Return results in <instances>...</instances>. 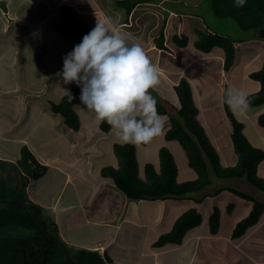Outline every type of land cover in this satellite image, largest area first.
<instances>
[{
    "label": "rangeland",
    "instance_id": "1",
    "mask_svg": "<svg viewBox=\"0 0 264 264\" xmlns=\"http://www.w3.org/2000/svg\"><path fill=\"white\" fill-rule=\"evenodd\" d=\"M3 1L5 0H0V3ZM94 1L97 7L92 10V8L94 7ZM94 1L8 0L5 1V3H2V7H0V23L6 20L9 21V19H11L8 15L9 10L11 13L15 11L16 15L20 18L24 25L22 28L11 32V35L14 37V39L10 41L9 44L17 40L18 38L22 39V35L25 34L24 38L26 39H22L23 41H21V45L29 46L30 43L33 42V40H36L39 44L42 42L44 43L43 46H41L43 47V50L46 49V44L49 47L55 46L59 51H62V49L64 48L63 51H65L66 43L64 41L74 38L71 37L72 35L63 34L56 31V25L58 22L57 13L52 14V16L48 17L46 20L43 18L44 15L46 17V14H50L51 11L54 10V8H59L60 4L70 2L75 6L76 9L80 8L83 14L88 15L83 19L86 22L93 24L94 26L96 24L97 18H111L114 24H116L119 28L123 26L121 29L133 36L135 38V41L144 47L146 52L152 58V62L159 68L160 84L157 86L154 92H156L158 96L162 100H164V103L169 107V113L165 115L159 113L167 118L165 132L167 127L170 126L171 117L178 114V109L180 107V100L175 89V84L179 82L181 77L186 76L192 83L194 97L201 111L198 115V119L206 128V131L207 133H209L214 144H216L221 163L226 166L233 165L234 162L237 161V155L234 151V147L231 146L233 143L232 135L230 134L232 131V125L229 117L227 116L224 106V92L229 86L243 88L249 94L260 90L261 82L257 79L252 78L250 74L260 69L264 63V37L260 34H256L254 29H243L233 18H221L216 16L211 8L210 0H205L204 3L202 0H163L161 3H156V1L160 0H150L151 2L149 3L143 2L138 5L129 16L127 23H123V21L126 20L125 9L123 7H119L116 4V0ZM33 4L35 6H33ZM42 4H44L43 7L40 6ZM48 4H50V6ZM9 6L10 8L8 9ZM85 7L91 10H85ZM166 16L167 21L165 35L167 36L166 45L169 46V50L157 48L155 41L159 36V33L163 26L164 17ZM79 18L81 19V17ZM8 24L9 23L7 22L5 27H7ZM199 29L207 32L212 31L215 33L230 34L238 40L236 42L234 64L229 71L224 69V49L215 47L210 52H204L196 47L195 41L199 37L197 33V30ZM0 30H2V28H0ZM175 33H179L180 36H183L182 34L184 33L187 34L189 36V43L186 46H177L172 41V37ZM4 37L5 35L0 33V41H5ZM53 37L55 41L52 44L50 43V41ZM29 38H33L31 39L32 41ZM66 46L70 47L69 44H67ZM46 53L50 55V58L55 59L53 64H58L63 60L64 54H60L57 52L56 56V54L51 52L46 51ZM12 57V52H10L7 58L11 59ZM15 57L18 58V60L22 59V61L25 62V58H23L22 55H15ZM45 57H47V55H45ZM27 59L28 57L26 58V60ZM42 65L46 69H48V67L50 66V64L45 60L43 61ZM59 70L62 73V69ZM25 73H27L28 75V79L24 81L26 85L28 84V86L25 87V92L27 94H31L34 90L36 94H39V91L34 89L36 85H32L31 83H39L40 81L37 80L36 76L41 75L38 71L34 70L33 65H31L28 60L25 62L23 74ZM61 73L60 78L51 83L52 87L55 88L53 92L54 97L58 100H60L65 94V89L70 90L71 87V84L65 85L63 83ZM14 84V79H12L11 82L6 81L5 85L9 87V90L6 93H4L6 91L4 88L0 91V96H2L1 94L4 93L3 95L6 98L3 96L2 97L7 102L6 109L0 108V128L5 129L6 132H10V130H7L9 125L11 124V121L8 119V117H10L9 115L16 117V113L14 111L16 102L12 99H19V96H13L15 87H10H12V85ZM58 92L61 93L58 94ZM52 100L58 101L55 99ZM2 105L3 104L0 101V106ZM29 105L30 103H28V106L23 105L24 107L23 109H21V113H23L24 115L27 112L29 113L31 111ZM36 105L40 104L36 102ZM18 108H20V105L18 106ZM42 111V115L45 114V111H48V117L43 121H36L34 123L33 129H35V132L39 130L36 136L40 135V137H44L43 140H47L49 142L56 141L57 144H60V142L63 140L61 139L62 130L58 131L57 136H59V138L57 136H52V131L55 127L62 126L61 120L59 121L54 112L51 111L50 103L48 110L46 108L45 110L44 108H42ZM78 113L80 116V128L79 130H76V132L80 131V134L82 135L84 140L86 139V135L90 131L101 130L99 125L95 121L94 112H91L88 109L82 107H78ZM262 113H264V105H251V109L246 114H244L243 116L236 115V117L244 123V133L246 134L250 142L257 147H261L264 149V126L259 122V116ZM33 121L35 120H33L32 118H29L28 120L25 119L21 129L19 127L10 129L13 133H17V131H20L21 134L24 135L23 133L26 130L27 125L30 131ZM108 133L110 135H105L107 133L100 131V134H104L101 135L104 137L102 139L103 144L100 150L105 148L107 150L108 148H110L109 144L113 140L115 143H123V141L118 138L115 129L112 128V131H109ZM59 139L61 140L59 141ZM84 140L79 139V141H81L83 144ZM69 141L71 142V140ZM164 145L169 146L170 150H172L175 154L179 168L178 180L180 182H184L196 178L197 172L189 165L188 156L184 147L175 139H167L165 134L163 136L154 138L150 143L137 145V159L139 163L140 176H144V168L147 162L155 163L157 167H160V148ZM22 147L23 145L19 147V152L15 154L17 157L16 161L20 160L22 156ZM77 149H79V146L77 147ZM83 149H93L94 152L99 153L98 147L95 148L92 145H86L82 148V150ZM110 154L113 155L109 157L108 155H106V158L98 156L96 158V162L94 163L87 162L89 161V158L85 156L87 155V152L85 153L83 159H80L82 164L84 163V166L82 168H91V172L93 174L96 171V166L100 165L101 175L97 176L99 180H97V182L95 183L96 190H99L97 186L100 183L103 184L102 179L108 180L109 182H111L112 186L117 187L110 177L102 175V168L106 165L110 164L114 167H119L118 157L115 155V153L110 152ZM62 156L68 161L76 159L77 157L75 154V150L70 149L64 151ZM3 164V167L6 170L11 169V174L8 175L11 180H7L6 177L5 180L0 181V188L2 187V185H4V187L6 188V194L8 196H12L16 192L15 188L18 187L17 184H19L20 182L21 174L19 173V169L16 170L17 167L8 166V163L5 161L3 162ZM209 166L210 178L212 181L211 186L213 187L208 188L209 185L206 186L205 188H207L206 190L208 192H212L213 189L219 186L235 187L242 191L251 193L256 197V199L264 201V191L250 183L246 177L220 178L216 176L211 164H209ZM92 173H90L91 176H93ZM258 175L264 178V159L258 165ZM198 192H193V196L197 197L196 194ZM203 194H205V192L200 194L198 193V197L202 198ZM186 196L191 195L187 194ZM135 203H139V201H137V199L131 198L130 206ZM140 203L141 206L136 204L135 206L130 207V209L128 210H143L145 212L143 214L144 216L148 212L152 214L153 218L154 214H158L160 213V210H162L163 216L160 222L161 224L151 226L149 228L150 231L146 234L147 240L145 248L147 250H149L151 247L149 245V238L157 235L156 233H159L160 236L161 234L168 232L172 228L177 218L191 207H195L198 209V211L201 212L202 222L197 227L190 229L186 233L187 235L185 234L184 238L188 236V234H190L189 232L192 230L198 231L200 233L205 232L206 234L207 231H210V215L213 212L214 207H219L221 211V224L219 232L211 237L209 245L205 248V250H203L201 245L198 249L199 255L203 254L207 259V262L209 260V262H211L212 264L215 259H220V257L213 252L214 249L220 248L226 239L227 241L231 239V233H233L234 227L236 226L237 222L247 216L252 208L251 201L236 195L229 189H224L214 196H208L201 203H198V198H196L195 201L192 196L186 197L184 199H142ZM230 204H232L231 207H229ZM2 205L3 203H0V208ZM147 217L149 218L150 216ZM1 229L2 233L7 232L6 234H23L28 232L27 229L18 226H4ZM143 231L144 229L140 227L137 231H132L131 233V241L136 243V246L142 245ZM249 232L254 234L252 236L254 240L257 239L258 241H262L260 242V245L261 248L264 249V212L259 222L251 227L247 234ZM205 240V242L208 241L207 239ZM214 246H216V248H214ZM247 249L248 248H246L245 250ZM249 249L253 253V247H249ZM257 252L261 259L264 258V253L259 251V249ZM125 254L126 257L131 258V252ZM237 254V251L230 252L231 256H235ZM132 259L133 258L129 260ZM151 259L152 257L149 259V261ZM219 263L217 262L215 264Z\"/></svg>",
    "mask_w": 264,
    "mask_h": 264
},
{
    "label": "trees",
    "instance_id": "2",
    "mask_svg": "<svg viewBox=\"0 0 264 264\" xmlns=\"http://www.w3.org/2000/svg\"><path fill=\"white\" fill-rule=\"evenodd\" d=\"M146 0H116V4L125 9L127 22L132 11ZM203 3L205 0H202ZM213 13L221 18H233L243 29L259 30L264 27V0H246L243 7H236L235 0H210ZM209 4V3H208ZM43 7L42 5H40ZM86 8V7H85ZM96 6L92 8L95 9ZM89 9V8H86ZM91 10V9H90ZM58 22L56 29L59 33L72 35L74 38L73 48L82 41L85 34L95 26L80 19L79 12L70 2L60 4L58 10ZM167 16L156 45L159 49L169 50L166 43ZM198 39L195 41L197 48L204 52H210L215 47L225 51L224 69L229 71L234 64L236 54L235 37L230 34L215 33L212 31L197 30ZM175 33L172 41L179 47L189 43L187 34ZM241 41V40H239ZM72 48V50H73ZM251 77L261 82L259 91L250 93L251 105H264V63L262 67L252 72ZM175 89L180 100L178 114L171 117L170 126L167 127L165 136L167 139L177 140L185 149L189 165L197 172V177L184 182L178 180V163L175 154L169 146L160 148V167L155 163L147 162L144 168V176H140L137 159V145L131 143L116 142L113 151L119 160V167L106 165L102 168V174L110 177L115 185L132 199H181L187 194L203 190L211 184L210 166L220 178L246 177L250 183L264 191V178L258 175V165L264 159V149L253 145L244 133V123L225 103L224 106L232 125V139L237 161L233 165H223L216 144H214L206 128L198 119L200 108L196 103L193 87L188 77L183 76ZM73 100L70 102L66 93L58 101L50 100L51 109L63 116L65 123L73 130L80 128V116L78 107L86 108L80 103L81 88L75 82L71 83L70 90ZM152 91V90H150ZM225 93V92H224ZM157 100V109L161 114L169 113V107L158 94L152 91ZM259 122L264 126V113L260 114ZM103 132H109L112 128L106 123L99 124ZM0 159V163H1ZM21 174L19 185L12 196H8L5 187L0 188V200L18 198L30 205L28 207L20 202H4L0 208V264H74L66 255L59 241L64 243L73 260L79 264H111L112 259L107 254H102L98 249L83 246H75L67 243L60 234L58 224L50 217L46 210L38 203L28 198L26 187L31 178H39L48 168L35 157L27 145L22 147V156L17 163L13 164ZM16 169V168H15ZM229 189L236 195L252 202V208L247 216L237 222L232 236L242 237L247 231L256 225L263 212L264 201L256 199L251 193L235 187L219 188L214 194ZM2 203V202H0ZM232 204L229 205L231 207ZM36 216L41 218L47 225L50 236L40 225ZM221 211L214 207L210 215V230L218 232L220 228ZM202 222V214L197 208L191 207L183 212L174 222L172 228L159 236L155 245L163 246L168 243H181L185 234L193 227ZM18 226L27 229L23 234L2 233V227Z\"/></svg>",
    "mask_w": 264,
    "mask_h": 264
},
{
    "label": "crops",
    "instance_id": "3",
    "mask_svg": "<svg viewBox=\"0 0 264 264\" xmlns=\"http://www.w3.org/2000/svg\"><path fill=\"white\" fill-rule=\"evenodd\" d=\"M5 1L0 3V7H2V3H5ZM162 1L163 0L156 1V3H161ZM43 5L44 4H42V6ZM48 5L50 6V4ZM94 5L97 7L95 1ZM33 6L35 5L33 4ZM9 8L10 6L8 9ZM57 9L54 8L50 14H46V17L44 15L43 18L46 20L48 17H51L52 14L57 12ZM77 10L81 12L80 8H77ZM85 10L90 9L85 8ZM8 15L11 19L0 23V28H2L0 33L5 35V41H0V91L4 88L6 90L4 93H6L9 90V87L5 85L6 81L11 82L12 79H14L15 84L10 88L15 87L13 96H19V99H12L16 102V107L14 109L16 117L12 115L8 117L11 124L7 130H10V132H6L5 129L0 128V159L2 160L0 163V181L5 180L6 177L7 180H11V178L8 177V175L11 174V169L6 170L3 167V162H7L8 166H13V164L17 162L15 154L19 152V147L21 145H27L38 161L48 166L47 170L42 174L43 176L41 175L42 177L40 176L37 179L31 178L26 187L28 198L40 204L46 210L50 217L58 224L60 234L67 243L75 246L98 249L102 254H107L112 259L111 264H212L209 260L207 262L203 254L199 255L198 249L201 245L203 250H205L209 245L211 237L216 235L219 230L216 233H212L210 230L209 232L207 231L206 234L205 232L200 233L192 230L181 243H168L163 246L155 245V241L159 238V233H156L157 235L149 238V245L151 247L147 250L145 248L147 240L146 234L150 231L149 228L151 226L161 224L160 222L163 217L162 210H160V213L154 214V218L152 214L148 212L144 216L143 214L145 212L143 210H128L136 204L141 206L140 202L142 199H137L139 203L130 206L131 198L119 188L117 189V187L112 186L111 182L105 179H102L103 184L100 183L97 186L99 190L95 189V183L99 180L97 176L101 175L100 165L96 166V171L93 174L91 168H82L84 163L82 164L80 159H83L86 152L87 155L85 156L89 158V161H87L89 163L96 162L98 156L106 158V155H108V157L113 155L110 154V152L114 153V140L109 144L110 148L107 150L106 148L100 150L104 137L101 136L104 134H100L102 130L90 131L84 140L80 131L76 132V130L71 129L66 125L62 115L54 112L57 119H59V121L61 120L62 126L55 127L52 131V136H57L58 131L62 130L61 139L63 140L60 144H57L56 141L49 142L43 140L44 137H40V135L36 136L39 130L35 132V129H33L34 123L36 121H43L48 117V111H45V114L42 115V108L48 110L50 100H58L54 97L53 92L55 88L52 87L51 83L60 78L61 71L59 69H63L64 62L62 60L58 64H53L55 59L50 58V55H48L46 51L54 54L57 52L64 54V58L67 53L72 51L74 39H67L64 41L66 43L65 51H63L64 48L62 51H59L55 46L49 47L46 44V49L43 50L41 46H43L44 43L42 42L39 44L36 40H33L29 46L21 45V41L26 39L24 38L25 34L22 35L23 40L18 38L9 44L10 41L14 39L11 32L22 28L24 23H22L15 11L11 13L9 10ZM85 16L88 15L83 14V12L80 15L81 19ZM7 22L9 24L5 27ZM56 31L59 32L57 29ZM255 33L258 34L257 31H255ZM29 39L31 40L33 38ZM54 41L55 39L53 37L50 43L53 44ZM67 44H69L70 47L66 46ZM10 52H12L13 57L8 59L7 56ZM15 55H22L23 58H25V62L28 60V62L33 65L34 70L40 73L41 76H36L37 80L40 82L31 83L32 85H36L34 89L38 90L39 94H36L34 90L31 94L25 92V87L28 86V84L26 85V83H24V81L28 79L27 73L23 74L25 62L22 61V59L18 60ZM45 55H47V57H45ZM27 57L28 59L26 60ZM44 60L50 64L48 69L44 68L42 65ZM59 93L61 92H58V94ZM3 94L1 95L5 97ZM2 96H0V101L3 105L0 106V108L6 109L7 102ZM36 102L40 105H36ZM28 103H30L29 108L31 111L24 115L21 113V109H23L25 105L28 106ZM19 105L20 108H18ZM29 118L35 120L33 121L30 131L28 125L23 133L24 135H22L20 131H17V133L11 131L10 128L15 129L19 127L21 129L24 120H28ZM105 133H107L105 135H110L108 132ZM57 137L59 138V136ZM61 139H59V141ZM79 139L84 140V144L79 141ZM69 140H71V142ZM86 145H92L95 148L98 147L99 153L94 152L93 149L82 150ZM78 146L79 149H77ZM231 146H233V143ZM67 149L75 150V154L78 158L76 157V159L70 161L64 159L62 155ZM90 173H92L93 176H91ZM209 187L213 186L210 184L208 188ZM219 188L222 187L219 186L213 189L212 192H208L206 190L207 188H204L201 192H198L199 194L205 192L202 198L198 197V193L196 194L197 197L193 196V193L188 195H191L195 201L196 198H198V203H201L206 197L214 196L212 194ZM191 196H185L184 198ZM147 216L150 217L148 218ZM140 227L144 229L143 241L142 245L136 246V243L131 241V233L132 231H137ZM246 234L242 237L234 238L231 233V239L228 241L226 239L220 248L214 246L216 249H214L213 252L216 253L220 259H215L213 264L217 262H221L222 264H237V262L238 264H264V258L261 259L257 252L259 249V251L264 253V249H262L260 245L262 241H258L257 239L254 240L252 238L254 234L251 232ZM205 239L208 241L205 242ZM248 246L253 247V253ZM246 248L248 249L245 250ZM231 251H237L238 254L231 256ZM130 252L131 258H133L132 260H129L131 258L126 257L125 254ZM151 257L152 259L149 261Z\"/></svg>",
    "mask_w": 264,
    "mask_h": 264
},
{
    "label": "clouds",
    "instance_id": "4",
    "mask_svg": "<svg viewBox=\"0 0 264 264\" xmlns=\"http://www.w3.org/2000/svg\"><path fill=\"white\" fill-rule=\"evenodd\" d=\"M245 3L235 0L236 7ZM63 61V83L75 82L81 88L80 103L95 113L98 125L106 122L121 141L133 145L165 134L167 118L159 114L152 95L160 84L159 68L144 47L111 18H97L95 27ZM65 93L71 102L73 95L67 89ZM224 96L233 115L243 116L251 109L249 93L243 88L229 86Z\"/></svg>",
    "mask_w": 264,
    "mask_h": 264
},
{
    "label": "water",
    "instance_id": "5",
    "mask_svg": "<svg viewBox=\"0 0 264 264\" xmlns=\"http://www.w3.org/2000/svg\"><path fill=\"white\" fill-rule=\"evenodd\" d=\"M259 34H260L261 36L264 37V27H262V28L259 29ZM7 201H10V202H20V203L25 204V205H27L28 207H30V205L28 204V202H26V201H24V200H22V199H18V198H12V199L0 200V202H2V203L7 202ZM35 217H36V219L38 220V222L40 223V225L42 226V228H43V229H44V230H45L50 236H54V234H52V233H50V232L48 231L47 225L43 222V220H42L41 218H39L38 216H36V215H35ZM57 240H58V242H59V245H60L61 248L63 249V251H64V252L66 253V255L72 260V262H73L74 264H79V263H77L75 260H73L71 254L69 253V250H68L67 246H66L64 243H62L61 241H59V239H57Z\"/></svg>",
    "mask_w": 264,
    "mask_h": 264
},
{
    "label": "bare ground",
    "instance_id": "6",
    "mask_svg": "<svg viewBox=\"0 0 264 264\" xmlns=\"http://www.w3.org/2000/svg\"><path fill=\"white\" fill-rule=\"evenodd\" d=\"M139 21H140V20H139ZM126 25H127V24H126ZM122 27H123V26H122ZM122 27H121V28H122ZM153 29H154V28H153ZM140 31H141V30H140ZM155 31H156V30H155ZM37 33H38V32H37ZM147 35H148V34H147ZM144 36H145V35H144ZM166 37H167V36H166ZM166 39H167V38H166ZM165 44H166V43H165ZM180 56H181V55H180Z\"/></svg>",
    "mask_w": 264,
    "mask_h": 264
},
{
    "label": "flooded vegetation",
    "instance_id": "7",
    "mask_svg": "<svg viewBox=\"0 0 264 264\" xmlns=\"http://www.w3.org/2000/svg\"><path fill=\"white\" fill-rule=\"evenodd\" d=\"M259 34V33H258Z\"/></svg>",
    "mask_w": 264,
    "mask_h": 264
}]
</instances>
